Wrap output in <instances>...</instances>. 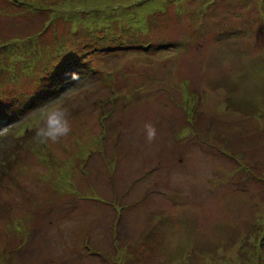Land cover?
<instances>
[{"label":"rangeland","instance_id":"rangeland-1","mask_svg":"<svg viewBox=\"0 0 264 264\" xmlns=\"http://www.w3.org/2000/svg\"><path fill=\"white\" fill-rule=\"evenodd\" d=\"M0 264H264V0H0Z\"/></svg>","mask_w":264,"mask_h":264},{"label":"clouds","instance_id":"clouds-1","mask_svg":"<svg viewBox=\"0 0 264 264\" xmlns=\"http://www.w3.org/2000/svg\"><path fill=\"white\" fill-rule=\"evenodd\" d=\"M36 121L34 139L41 144L57 143L72 131L69 111L57 103L42 107ZM143 130L146 142L152 143L157 135L155 126L150 122L145 123Z\"/></svg>","mask_w":264,"mask_h":264},{"label":"trees","instance_id":"trees-1","mask_svg":"<svg viewBox=\"0 0 264 264\" xmlns=\"http://www.w3.org/2000/svg\"><path fill=\"white\" fill-rule=\"evenodd\" d=\"M15 1H16V0H15ZM19 4H20V3H19ZM70 67L74 68L75 66H73V65H69V68H70ZM74 70H75V69H74ZM74 70H73V71H74Z\"/></svg>","mask_w":264,"mask_h":264}]
</instances>
